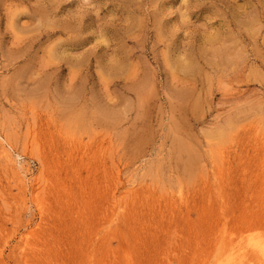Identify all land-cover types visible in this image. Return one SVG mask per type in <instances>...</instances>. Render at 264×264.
I'll return each instance as SVG.
<instances>
[{"label": "rangeland", "instance_id": "obj_1", "mask_svg": "<svg viewBox=\"0 0 264 264\" xmlns=\"http://www.w3.org/2000/svg\"><path fill=\"white\" fill-rule=\"evenodd\" d=\"M250 238L264 0H0V264H264Z\"/></svg>", "mask_w": 264, "mask_h": 264}, {"label": "bare ground", "instance_id": "obj_2", "mask_svg": "<svg viewBox=\"0 0 264 264\" xmlns=\"http://www.w3.org/2000/svg\"><path fill=\"white\" fill-rule=\"evenodd\" d=\"M192 161L193 160H191L190 162ZM186 173L187 175H191L193 173L192 169L187 168ZM246 245L252 252H254L259 258L262 259V262H264V238H250L248 239ZM232 255L233 254H230V257Z\"/></svg>", "mask_w": 264, "mask_h": 264}]
</instances>
